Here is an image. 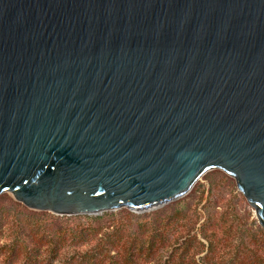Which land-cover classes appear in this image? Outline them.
<instances>
[{
	"label": "water",
	"instance_id": "obj_1",
	"mask_svg": "<svg viewBox=\"0 0 264 264\" xmlns=\"http://www.w3.org/2000/svg\"><path fill=\"white\" fill-rule=\"evenodd\" d=\"M212 170L264 228V0H0V195L143 213Z\"/></svg>",
	"mask_w": 264,
	"mask_h": 264
},
{
	"label": "rangeland",
	"instance_id": "obj_2",
	"mask_svg": "<svg viewBox=\"0 0 264 264\" xmlns=\"http://www.w3.org/2000/svg\"><path fill=\"white\" fill-rule=\"evenodd\" d=\"M106 213L116 216L122 213L135 217H150L149 221L155 223L166 216H175L178 218L177 224L170 232H165L167 237L180 238L181 244L182 237L187 232L186 225L196 234L204 227L203 230L212 235L211 241L215 245L209 254L212 258L211 264H264V228L258 221L255 209L239 191L236 180L221 170L206 173L187 195L161 208L143 213L127 208ZM102 215L62 216L49 211H35L18 202L11 193H3L0 195V264H24L25 252L18 251L9 262L6 250L1 249L19 239L18 222H21L22 226L25 220H29L31 224L41 222L47 226V230L56 231L84 224L85 216ZM132 230L138 232L139 225L134 224ZM142 231L143 228L138 235L144 237ZM26 235L27 232L23 231L21 238L26 242L28 249H32L34 261H37L35 264H67L66 257L77 250L74 246L67 245L57 258H51L47 244L43 245ZM197 237L208 245L207 241L202 239L201 233H198ZM126 240L123 239V242ZM88 247L78 250L82 253ZM168 250L169 248L164 252L165 259L168 257ZM194 252H198V249L193 250ZM205 254L199 253L196 259L203 258Z\"/></svg>",
	"mask_w": 264,
	"mask_h": 264
},
{
	"label": "trees",
	"instance_id": "obj_3",
	"mask_svg": "<svg viewBox=\"0 0 264 264\" xmlns=\"http://www.w3.org/2000/svg\"><path fill=\"white\" fill-rule=\"evenodd\" d=\"M84 219V224L56 231L47 230V226L41 222L31 224L29 220H25L23 226L18 222L19 239L1 249L6 250L9 262L20 251L25 252L24 264H35L37 261H34L32 249H28L21 238L23 231H26V237L49 246L51 258H57L67 245L77 248L66 257L67 264H211L212 258L209 254L215 245L211 241L212 235L204 231V227L198 233H201L202 239L208 245L198 239V233H193L189 225L185 226L187 232L183 235L181 244L180 238L167 237L165 232H170L177 224L178 218L175 216H166L157 223L150 222V217L122 213L119 216L107 213L98 217L85 216ZM134 224L139 225V231L143 228L144 237L138 235L139 231L132 230ZM125 238L127 240L123 242ZM87 246L88 249L82 253L78 250ZM167 248L168 257L165 259L164 252ZM195 249L198 252L193 253ZM199 253L206 254L197 260Z\"/></svg>",
	"mask_w": 264,
	"mask_h": 264
}]
</instances>
